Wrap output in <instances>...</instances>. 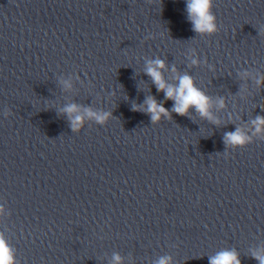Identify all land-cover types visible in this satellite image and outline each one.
<instances>
[{
	"label": "water",
	"instance_id": "95a60500",
	"mask_svg": "<svg viewBox=\"0 0 264 264\" xmlns=\"http://www.w3.org/2000/svg\"><path fill=\"white\" fill-rule=\"evenodd\" d=\"M187 3L0 0V237L14 264H209L225 250L260 264L264 0H212L210 34ZM156 60L169 85L193 79L211 118L172 111L146 74ZM148 97L170 115L153 122ZM237 130L246 143L226 144Z\"/></svg>",
	"mask_w": 264,
	"mask_h": 264
},
{
	"label": "clouds",
	"instance_id": "9594fccd",
	"mask_svg": "<svg viewBox=\"0 0 264 264\" xmlns=\"http://www.w3.org/2000/svg\"><path fill=\"white\" fill-rule=\"evenodd\" d=\"M211 5L212 0H188L187 11L193 23L194 31L209 34L215 31V17L211 12ZM164 67V62L161 60L149 62L146 74L152 78L157 90L164 92L166 99L174 101L172 111L178 115H187L190 108H195L201 116L211 118L209 113V97L195 87L193 79L188 75H184L179 77L178 85H169L160 71V69ZM145 103L147 105V112L151 115L153 122L159 121L161 114L165 117L170 115L169 111L162 104L158 103L154 97L146 98ZM221 106H223V101H221ZM136 110L140 109L137 108ZM64 111L71 117L72 113L78 111V107L75 104L68 105ZM87 114L89 116H94L99 123H103L110 115L109 113L96 114L91 110H88ZM81 120L82 117L79 115L72 118V127L75 129L80 124ZM254 124L259 131L260 126L264 125V117H257ZM225 143L243 145L246 143V138L237 130L225 134ZM253 255L259 260L260 264H264V255L258 253H253ZM115 259L118 261L120 258L117 256ZM0 264H14L11 249L2 237H0ZM159 264H167V260L162 258ZM209 264H241V262L235 251L225 250L210 257Z\"/></svg>",
	"mask_w": 264,
	"mask_h": 264
}]
</instances>
